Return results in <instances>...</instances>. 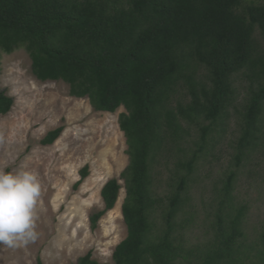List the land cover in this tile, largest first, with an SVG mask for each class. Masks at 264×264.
<instances>
[{
	"label": "trees",
	"instance_id": "1",
	"mask_svg": "<svg viewBox=\"0 0 264 264\" xmlns=\"http://www.w3.org/2000/svg\"><path fill=\"white\" fill-rule=\"evenodd\" d=\"M255 32L264 39V2L0 0V51L25 49L36 79L65 82L70 96L87 98L95 111L125 109L119 127L129 162L118 178L104 183L103 208L89 217L94 230L124 187L126 236L113 250L114 264H264V228L246 243L248 206L235 195L238 168L252 150L264 146V52ZM243 69L250 85L239 112L230 168L214 191L209 231L190 245L185 234L192 216L181 215L188 204L191 174L209 148L212 126L232 105V76ZM13 103L0 89V115ZM204 120L209 125H201ZM191 124L199 125V135L186 151L180 145ZM63 130L61 125L48 131L40 144H53ZM174 148L184 156L176 160L167 189L158 194L154 163L167 160ZM79 174L75 186L88 176V165ZM37 264H43L39 257ZM72 264L98 262L88 251Z\"/></svg>",
	"mask_w": 264,
	"mask_h": 264
},
{
	"label": "rangeland",
	"instance_id": "2",
	"mask_svg": "<svg viewBox=\"0 0 264 264\" xmlns=\"http://www.w3.org/2000/svg\"><path fill=\"white\" fill-rule=\"evenodd\" d=\"M264 0H243V6ZM259 50L264 52V39L255 32ZM30 58L23 48L8 54L0 51V89L14 99L11 110L0 115V172H28L40 185L36 205L34 232L36 238L13 246L0 244V264H72L87 253L98 264H114L115 246L126 236L121 206L125 189L119 192L115 207L98 221L93 230L91 213L103 208L100 191L104 183L118 178L128 165L127 144L119 127L120 107L114 113L93 110L87 98L70 96L63 81L42 82L31 72ZM247 69L233 74L235 89L227 115L211 128L209 148L201 153L191 174L187 192L188 204L181 217L192 216L185 234L190 245L201 242L209 231L213 217V197L224 171L230 168L234 143L239 134V112L250 85ZM183 101L188 96L181 90ZM209 125V121H201ZM264 125V114L263 121ZM64 126L60 137L51 145H42L45 134ZM198 126L188 127L189 136L180 147H194ZM184 153L174 148L158 158L152 170L155 190L163 194L171 170ZM88 165L89 174L79 180V170ZM123 185V181L120 180ZM236 199L247 204L243 228L246 243L257 239L264 228V146L252 150L249 159L238 168ZM159 221V211L155 213Z\"/></svg>",
	"mask_w": 264,
	"mask_h": 264
},
{
	"label": "clouds",
	"instance_id": "3",
	"mask_svg": "<svg viewBox=\"0 0 264 264\" xmlns=\"http://www.w3.org/2000/svg\"><path fill=\"white\" fill-rule=\"evenodd\" d=\"M40 185L28 172H0V244L13 246L36 238V205Z\"/></svg>",
	"mask_w": 264,
	"mask_h": 264
}]
</instances>
